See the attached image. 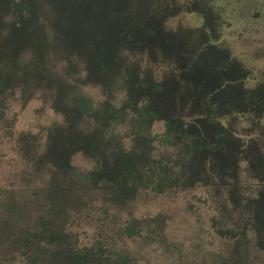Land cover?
Wrapping results in <instances>:
<instances>
[{"label":"flooded vegetation","instance_id":"flooded-vegetation-1","mask_svg":"<svg viewBox=\"0 0 264 264\" xmlns=\"http://www.w3.org/2000/svg\"><path fill=\"white\" fill-rule=\"evenodd\" d=\"M0 264H264V0H0Z\"/></svg>","mask_w":264,"mask_h":264}]
</instances>
